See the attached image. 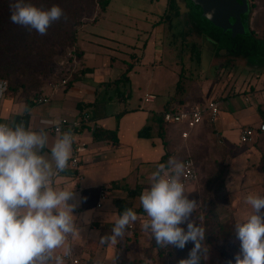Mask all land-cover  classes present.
Masks as SVG:
<instances>
[{"label":"crops","instance_id":"crops-1","mask_svg":"<svg viewBox=\"0 0 264 264\" xmlns=\"http://www.w3.org/2000/svg\"><path fill=\"white\" fill-rule=\"evenodd\" d=\"M169 9L167 0L166 11L160 15L159 22L144 27L151 28L150 32L145 31L144 34H148L146 38H142V32L136 29L127 40L124 34L120 36L112 28L101 25L99 19L104 12L98 19L81 27L76 46L80 57H77V65H71L65 88L55 90L54 86L66 75L41 88L35 97L28 98L22 91H18L5 92L0 98V123L12 128L22 125L25 130L46 134L47 143L43 149L38 150V154L52 163L54 175L51 186L54 190H75V200L69 203L77 205L74 215L78 230L67 235L64 245L56 250L55 255L70 248V253L79 259V264H117L118 254L144 245L146 238L149 240L152 235L150 227L147 230L142 228V224L150 218L143 211L139 197L158 178L154 174L167 176L188 156L194 161L192 147L201 148L210 143L231 151L229 147L258 148L264 143L262 133L258 134L251 145L240 143L242 128H258L264 123V113L259 112V104H250L257 122L248 121L249 107L240 96H227L224 89H218L213 94L212 75L204 80V86L199 82L195 90L194 83H187L180 75L173 95L160 85L154 69L157 62L162 65L164 61L166 43L164 38L159 39L158 31L172 20L168 21L167 18ZM172 43H168V46L171 47ZM128 70V81L121 80ZM180 81L185 84L179 91L177 85ZM187 92L189 95L184 98ZM157 93H162L163 98ZM147 95L153 96L154 100L146 102ZM38 97H49V102L37 103ZM215 98L221 103L216 123L211 125L204 122L192 130L186 140L182 138V132L186 130L184 124L163 125L162 115L166 111L173 108L190 110L197 105L205 107L210 99ZM159 99L162 102L156 106ZM261 101L264 103V97ZM146 105L155 106L147 108ZM82 114H89L97 123L98 138L88 128L82 129L78 140L85 144L86 150L80 155L79 171H75L69 164L64 172L55 174L51 147L63 135L52 132L50 120L58 122L64 117L74 119ZM143 130H147L146 137L140 136ZM106 133H114L117 143L105 138ZM78 172L83 176L82 182L76 176ZM192 187L188 186L185 191ZM105 188H109V197L98 208L100 194ZM84 197L87 199L84 200ZM121 207L137 213V220L132 222L134 229L125 228L123 235L117 236L115 242L109 239L102 244L101 237L113 235L114 221L122 215ZM143 260L134 264H146ZM52 264H56L54 259Z\"/></svg>","mask_w":264,"mask_h":264},{"label":"rangeland","instance_id":"rangeland-1","mask_svg":"<svg viewBox=\"0 0 264 264\" xmlns=\"http://www.w3.org/2000/svg\"><path fill=\"white\" fill-rule=\"evenodd\" d=\"M249 1L252 9L247 16L244 15L243 18L247 17L248 22L242 25L232 18L231 13L223 17L215 9V5L221 6L217 0H176V8L170 7L167 15L168 21L172 20L158 31L159 39L164 38L166 43L164 61L162 65L157 62L154 69L160 85L170 90L173 95L180 75L187 83H194V90L199 82L204 86V80L212 75L210 79L213 94L218 89H224L227 96H240L247 108L249 107L248 121L257 122L250 104H259V112L264 113V103H261L264 97V0ZM166 6L167 0H111L99 22L109 29L112 28L120 36L124 34L126 40L136 29H140L142 38H146L148 34L144 33L150 32L151 28L144 27L159 22ZM99 15L100 11L96 10L84 21H93ZM171 41L173 43L170 47L168 43ZM19 47L18 50L22 45ZM74 47L59 48L52 63L44 70L29 67L25 61H17V57L13 55L17 49L2 41L0 81L19 88L26 97H35L41 88L67 74L72 65L70 54L76 50ZM197 54L200 61H197ZM253 64L255 68L251 67ZM37 81L41 88H35ZM205 87L208 89L207 85ZM157 94L163 98L162 93ZM188 95L189 92L184 98ZM161 102L159 99L156 106ZM153 106L146 105L147 108ZM228 149L231 151L222 149L218 144L209 143L201 148L192 147L191 150L199 179L196 184L189 185L194 187L184 191V195L196 202V208L189 219L196 227H202L204 234L206 213L214 215V222L233 220L237 225L252 211L246 204V196L251 193L264 195V143L258 148L233 146ZM260 214L264 215V209ZM181 227L186 232L187 222ZM195 244V241L189 240L183 248L177 244L161 247L152 234L149 240L146 238L144 245L118 254L117 264H134L143 259L146 264H179L181 260L191 259L190 254ZM239 251L238 237L229 240L216 238L211 244H207L203 238L201 248L196 252L199 257L197 264H235V256ZM52 262L53 260L49 264Z\"/></svg>","mask_w":264,"mask_h":264},{"label":"clouds","instance_id":"clouds-1","mask_svg":"<svg viewBox=\"0 0 264 264\" xmlns=\"http://www.w3.org/2000/svg\"><path fill=\"white\" fill-rule=\"evenodd\" d=\"M10 7V22L26 29L46 35L51 25L65 16L58 5L48 9L35 6L27 0H13ZM6 82H0V90ZM72 133H65L51 147V157L56 173L64 172L73 155ZM47 143L44 133L25 130L21 126L9 127L0 123V264H63V257L70 255V248L62 255H55L61 249L66 237L77 232L74 210V188L54 190L51 178L54 175L52 163L38 154ZM177 168H182L178 165ZM158 177L151 187L139 197L143 211L150 218L142 228H151L156 243L161 247L177 244L183 248L189 240L195 241L191 259L179 264H197L196 252L201 248L204 229L196 227L189 218L196 208V202L184 195V184L176 176ZM84 200L87 198L84 197ZM251 213L236 225L240 251L235 264H264V195L251 193L246 196ZM137 220V213L127 209L115 219L111 237H101L115 242L122 236L126 226ZM187 222V231L181 227Z\"/></svg>","mask_w":264,"mask_h":264},{"label":"trees","instance_id":"trees-1","mask_svg":"<svg viewBox=\"0 0 264 264\" xmlns=\"http://www.w3.org/2000/svg\"><path fill=\"white\" fill-rule=\"evenodd\" d=\"M12 2L13 0H0V43L6 41L17 49L13 53L17 57V61H25L29 67L46 70L47 66L52 63V58L57 55L59 48L75 46L74 49H76L78 33L81 27L87 24L84 20L90 18L96 10L100 11V15L106 12L111 0H27V2L42 9L58 5L64 11L65 16L59 21L54 22L48 29L47 34L43 36L35 30L26 29L10 22L11 11L9 5ZM169 6L175 9L177 6L176 0H169ZM21 45L22 48L18 50ZM75 56L80 57L77 50H75ZM196 58L197 61H200L198 54ZM251 67L255 68V64ZM128 73L129 70L122 76L121 80L128 81ZM6 83V92L17 93L20 90L19 88H13L8 82ZM35 88H41L38 81ZM183 88L184 84L180 81L177 85V90L180 91ZM27 97L30 98L31 96ZM146 132L147 130H143L140 136L146 137ZM114 135V133H106L105 138L112 139L117 143L118 140ZM95 137L98 138V132L95 134ZM161 138L164 139L163 133H161ZM167 156L163 158V161ZM127 209L129 208L121 207L120 213L123 214ZM204 224L206 227L204 238L207 244H211L216 238L229 240L237 237L236 223L233 220L214 222V215L206 213Z\"/></svg>","mask_w":264,"mask_h":264},{"label":"built area","instance_id":"built-area-1","mask_svg":"<svg viewBox=\"0 0 264 264\" xmlns=\"http://www.w3.org/2000/svg\"><path fill=\"white\" fill-rule=\"evenodd\" d=\"M71 62L74 65L78 64L77 56L72 52L70 54ZM71 71V68L68 69L67 74ZM66 74V77L61 79L59 84H55L54 89L59 90L63 89L68 84L69 75ZM7 88H3L0 90V98L5 94ZM154 100L153 96L147 95L145 98L146 102H152ZM37 103H48L49 97H38ZM220 101L218 99H210L205 107H194L190 110L173 108L170 111H166L163 115V122L165 124H184L186 126V130L182 132V138L187 139L190 136L192 130H194L197 126L203 125L204 122L209 124H215L219 115H220ZM52 122V132L56 135H64L65 133L71 132L73 137V156L70 160V167L75 171H79L80 164V155L83 151L86 150L85 144L81 143L78 140V135L84 128H88L92 134L97 131V123L92 120L89 114H82L77 118L70 119L67 117L61 118L60 121ZM259 133L264 134V123H262L258 128L256 127H244L240 132V143L243 145H251L253 144ZM219 134H217L218 136ZM182 168H177L172 173L165 176V178L170 176H176V178L184 184V189L189 185L196 183L198 181V172L196 165L191 157H187L181 163ZM78 180L80 182L83 181V176L79 172L76 174ZM109 197V188H105L100 194V202L97 207L101 208L102 204ZM128 229H134V225L130 223V225L126 226ZM62 255V254H60ZM63 264H79V259L76 258L72 253L70 255L63 257Z\"/></svg>","mask_w":264,"mask_h":264},{"label":"water","instance_id":"water-1","mask_svg":"<svg viewBox=\"0 0 264 264\" xmlns=\"http://www.w3.org/2000/svg\"><path fill=\"white\" fill-rule=\"evenodd\" d=\"M218 3L221 5H215V9L222 14V16H229L230 13L232 14V18L238 20L243 25L248 22V18H243L244 15H248L250 12V1L249 0H217ZM220 9V10H219ZM235 13V14H233ZM238 15H237V14Z\"/></svg>","mask_w":264,"mask_h":264},{"label":"flooded vegetation","instance_id":"flooded-vegetation-1","mask_svg":"<svg viewBox=\"0 0 264 264\" xmlns=\"http://www.w3.org/2000/svg\"><path fill=\"white\" fill-rule=\"evenodd\" d=\"M251 9H252V5H250Z\"/></svg>","mask_w":264,"mask_h":264}]
</instances>
